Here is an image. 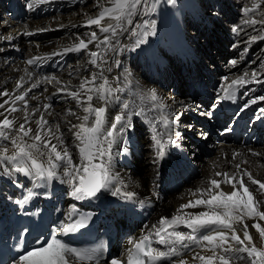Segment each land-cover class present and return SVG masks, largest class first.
Instances as JSON below:
<instances>
[{"label": "snow or ice", "instance_id": "snow-or-ice-1", "mask_svg": "<svg viewBox=\"0 0 264 264\" xmlns=\"http://www.w3.org/2000/svg\"><path fill=\"white\" fill-rule=\"evenodd\" d=\"M49 2L50 0H32L28 7L33 9L34 5ZM159 2L160 0H152L151 3L149 0H106L102 4L100 0H96V6L100 10L96 16L87 18L85 24L89 27L95 25L101 34L107 35H103L101 39L96 31L86 33L87 40L77 37L78 42L64 47L61 52L49 54L47 58L84 51L90 56L88 63L99 71L80 78L77 85H72L71 80L61 81L56 76H44L34 82L30 89L14 96L13 104L21 101L25 105L23 122L17 125L16 119H10L0 112V117H3L0 119V140L10 143V147L0 144V175L12 177L14 173L22 174L36 188L46 187L53 180H59L69 186V194L76 200L96 198L102 191L128 200L136 196L135 192L127 190L128 186L119 173L113 171V147L127 143V132L134 127L133 117H140L144 123L150 125L154 133L152 140L156 155L163 158L169 147L180 146L181 134L172 130L179 116L166 110V105L155 88L140 94L139 104L135 100L121 99L119 94L126 90L130 95H135L131 92L132 82L128 78L131 74L124 76L122 85L120 77H116L113 86V82L105 75V71L110 72L111 68L104 69L101 65L107 63V51L117 50L113 44L118 35L117 30L127 31L123 22L131 25L132 18L136 15L150 16L156 11ZM167 3L175 5L176 0H167ZM260 8L261 3L258 0H252L251 7H243V13L248 18L242 23L249 27L257 24L264 26V12H257ZM249 13H257L260 18H253ZM137 27L142 28V31L138 33L135 28L132 29L131 36L138 37L134 47L145 43L149 35H155L153 20H144ZM48 30L51 29H38ZM231 31L239 34L242 29L237 25ZM260 31L264 33V27ZM24 34L33 33L25 31ZM256 41H264V34L250 36L247 43ZM93 43L96 51L89 50V45ZM116 44H119L118 40ZM44 58L32 57L27 63L32 65ZM230 63L236 66L238 62L232 60ZM116 66L119 67V61H116ZM260 68L264 69V61H261ZM28 75L31 76L30 73ZM258 75V71L253 70L251 73L244 71L242 75L231 80L225 76L224 83L220 85L219 91L222 95L219 99L234 100L240 87L251 82L264 83L258 79ZM98 80L101 81L99 84ZM23 83L21 77L16 88H23ZM41 83L53 84L56 93L70 97L82 113L78 114L69 108L65 116L61 117L63 127L72 137L71 144L66 142L67 135L62 130V123L50 124L46 118L45 113L48 116L54 115L49 111L51 104H44L43 112L40 108L27 111L25 97L32 88H38ZM0 95L10 96L8 92ZM258 101H264V95L246 102L241 111ZM8 103V100L0 103V109H5ZM117 104L119 109L112 114L111 108ZM5 110L9 113L20 111L17 107ZM37 113L39 118L33 120L32 117ZM149 113L156 114L150 116ZM259 113L258 119L264 117V107L259 109ZM206 114L210 116L211 112ZM67 117H75L78 123H72ZM29 121L35 127L26 126ZM158 126L163 131H158ZM240 155L241 153L234 151L232 160L235 161ZM252 155L261 156L264 153L252 151ZM234 168L235 171L231 172L216 171L207 179L206 186L190 189V198L186 203L180 204L170 217L161 216L150 227L145 226L148 229L146 232L129 241L131 247L126 250L123 259L114 258L110 264H161L163 261H168L169 264H264V180L256 178L252 171L242 169L240 163L234 164ZM36 195L38 193L27 189V194L16 199L14 203L24 206ZM195 209L200 210L190 211ZM75 214L76 209L73 206L68 213L67 222L61 224L58 232L53 233L46 241L38 240L37 246L19 252L12 264H99L101 252L97 248L73 247L58 238L59 235L77 232L91 218L80 215L73 220ZM181 227L189 231L179 230ZM253 230L258 239L254 238ZM159 246H163V250ZM189 251L190 257L185 258V253ZM173 257L177 259H172Z\"/></svg>", "mask_w": 264, "mask_h": 264}, {"label": "bare ground", "instance_id": "bare-ground-1", "mask_svg": "<svg viewBox=\"0 0 264 264\" xmlns=\"http://www.w3.org/2000/svg\"><path fill=\"white\" fill-rule=\"evenodd\" d=\"M1 1V0H0ZM190 1V0H187ZM240 9L248 6L251 7L252 0H234ZM260 0H258L259 2ZM262 1V0H261ZM23 2L24 6L26 3L24 0H19ZM32 2V1H31ZM74 2V3H73ZM77 0H50L49 3L42 5H34L33 9H29L27 4V11L24 12L22 20L17 18L3 17L0 18V93L8 92L10 96L0 95V103H3L5 100H8L9 103L5 105V109L11 107H17L20 111L16 113H9L5 109H0V112H3L4 115H7L10 119H16L17 125L23 122V115L25 110V105L21 101H16L15 104L12 103V99L17 94L24 92L26 89H30L31 85L41 80L44 76H56L61 81L71 80L72 85H77L80 78L84 76H89L93 71H99V69L94 68L91 64L88 63L90 56L82 51L75 55V59L68 61V55L71 53L52 56L51 59H48L47 56L53 52H61L62 49L72 43L78 42L77 37L87 40L86 33H91L93 31L97 32V35L103 39V35L99 32V29L93 26H86L85 22L87 18L94 17L99 12V7L96 6V1L86 5H79L76 3ZM86 0H84V3ZM100 3H106V0H100ZM0 9L2 5L0 4ZM173 6V12L170 14H162L159 22L155 23V35H149L145 45H148L146 51L155 57H160L164 51L160 48L159 45L164 46L166 44H171V38H175L174 42H180L181 37L186 33V23L180 19L181 12L177 9V3ZM55 7L53 12L49 13V9ZM36 10V13H34ZM59 11V12H57ZM257 12H264V8L257 10ZM1 15V12H0ZM2 16V15H1ZM249 16L259 19L257 13H249ZM238 21L240 28L242 29L241 39L236 45V47L226 48L225 42H218L213 40L211 45H202V41H197V48L193 43L191 45L195 57L200 59V62L203 65H206L213 73H219L220 76L225 75L229 77V80L238 76V73H235L233 68H231L230 61L236 60L239 61L242 59L245 53V49H253L252 53V71L257 70L258 73H264V69L260 68L261 61H264V44L260 46L263 41H256L255 43H247L250 36L264 34L261 33L260 29L264 26L257 24L254 27H249L244 25L242 21L248 17H232ZM133 20V18H132ZM114 23V22H113ZM124 27L127 31H122L118 29V35L113 40V44L116 46V51L109 50L105 54L107 63L101 65L102 68L107 69L111 68V71H105V75L108 77L110 82H113L115 86V78L120 77L121 85L123 84L124 76L130 73L128 77L131 80V92L135 95H130L126 90L124 93H120L121 99L135 100L137 104L140 103L139 95L146 92L148 89L155 88L158 92V95L162 97V102L166 105V110L171 113L175 112L179 116V120L172 126L173 132H179L181 134V139L179 141L182 150L186 152V171L190 169L191 165L199 164L201 166V175L199 178L183 185L178 189L171 191L168 195L164 197L160 196V191L155 188V182L157 180L156 174L151 172V165L149 163V152L146 151L147 139L145 133H139L141 136V148L142 157H136L135 162H139L140 168L136 167L134 169L126 168L125 166L114 164L112 162L113 171L119 173L120 177L127 184V190L133 191L136 193V196L145 200L148 203H157L162 200V202L157 206L155 214L151 219V225L155 223L161 216H171L177 209V207L186 203L190 198L188 195L189 190H195L198 187L206 186V181L209 177H212L216 171H235L234 164L240 163L242 169H248L253 172V174L258 179L264 180V155L253 156L252 151L257 153H264V139L261 140V143L245 141L234 142L231 139H228V135L225 138L224 129H219L217 133L222 134V138L218 139L217 144L214 145L215 152L211 156H206L202 161L196 159V148L190 150L189 141L191 136H201L205 139L209 134L204 132V125L202 124L203 118L201 117L202 113L198 112L197 115L193 112L195 108H198L195 97L188 91L183 96L172 93L170 90H165L158 86L160 78L158 77L163 73V70L167 69L166 66H163V70L154 66L156 75L148 69L146 65L136 58L132 60L128 58L129 47L134 45L137 37L131 36L130 26L126 22ZM26 26V27H25ZM63 26V27H61ZM85 27L88 28L86 31ZM38 29H51L48 31H38ZM58 30L57 33L54 31ZM32 32V35H25L24 32ZM138 33L141 32V29L136 30ZM85 32V33H84ZM11 36L12 39H7ZM205 36V34H204ZM119 41V44H116V41ZM186 43L192 42L189 36L184 37ZM208 42V41H207ZM119 45V46H117ZM126 46V47H123ZM205 46V47H204ZM229 47V46H228ZM243 48L240 58L238 53L239 48ZM213 48V52L208 53V50ZM90 51H96L95 43L89 45ZM226 50L228 54L221 53V51ZM231 50V51H230ZM12 52V53H11ZM144 53V52H143ZM141 53V54H143ZM140 54V55H141ZM208 55L205 57V55ZM231 54V55H230ZM32 57H45L42 60H38L34 65H29L27 61ZM116 61H119V67L116 66ZM255 61V63H253ZM50 62H54L56 66L53 70H48L47 65ZM151 66V65H150ZM219 69H221L222 74ZM174 69L171 70V73ZM31 74L29 77L28 74ZM71 73V75H70ZM23 77L24 83L23 88L17 89L16 84L21 81ZM163 79V77H162ZM167 80L175 82L176 79L170 74L167 75ZM164 81V79H163ZM101 81H97L99 84ZM47 89L45 92L44 89ZM72 90H75L74 88ZM46 96H52L54 101H47ZM11 97V98H10ZM32 97H36L33 99ZM27 100V111L31 112L35 108H40L41 112L44 111V104H51L52 107L49 111L53 112V116H48L45 113L46 118L49 120L50 124L60 122L62 123V130L66 132V128L63 127V121L61 117H64L66 110L71 108L73 111H76L78 114L80 110L76 108L75 101L63 93H56V87L53 84L41 83L38 88H32L25 97ZM190 107H186L189 106ZM119 105H115L111 108L112 114H115L118 111ZM59 114V115H55ZM156 113H149L150 116L155 115ZM3 117H0L2 119ZM39 113L32 117V119H38ZM71 120L72 123H78L75 117H67ZM143 122L140 117H133L134 127L129 130V132L134 133V128L136 123L141 124ZM207 123H209L207 121ZM210 124V123H209ZM35 127L34 124L29 125ZM197 133V134H196ZM66 142L71 144L72 137L70 134H67ZM55 142V141H53ZM0 144H6L10 147L8 141L0 140ZM120 144H117L113 147V157L117 154L115 148H119ZM195 146V145H194ZM198 150V149H197ZM252 150V151H249ZM241 153L235 161L232 160L233 152ZM141 158V159H140ZM184 159V158H183ZM242 161H247V163H242ZM191 170V169H190ZM185 171V172H186ZM184 172V173H185ZM17 174V173H14ZM188 174V173H187ZM197 174V173H196ZM220 179V177H215ZM55 183L60 182L59 180H53ZM184 184V183H183ZM223 187V186H222ZM225 190H228L225 188ZM98 200L94 199H84L83 201L88 202L90 209H94L100 213H106L109 217L111 216L114 221H120L123 219L122 213L123 209L117 205V202L111 194L101 192L98 194ZM135 201H138L136 197L130 202L131 208ZM125 202V201H121ZM126 203V202H125ZM115 204L112 207L106 205ZM132 210L129 209V205L126 208V213ZM200 209L190 210V211H199ZM248 223H251L250 221ZM254 238L258 239V236L254 233ZM191 247L195 248V245ZM163 250V246H161ZM199 250V249H197ZM191 252L185 253V258H189ZM172 259H177L173 257ZM166 264H169L166 261Z\"/></svg>", "mask_w": 264, "mask_h": 264}, {"label": "rangeland", "instance_id": "rangeland-1", "mask_svg": "<svg viewBox=\"0 0 264 264\" xmlns=\"http://www.w3.org/2000/svg\"><path fill=\"white\" fill-rule=\"evenodd\" d=\"M95 1L96 0H86V2L84 3V0H77L76 3H78L81 6L83 4L89 5ZM221 1L224 3L225 7H224V10L220 12L223 16L219 17L215 13L209 12L210 10L214 9V8H212V6H210V3L212 2V0H190V1L176 0L177 9L175 11L179 10L181 12L180 19L186 23V29H185L186 33L181 37L180 42L179 41L174 42V40H177V39L171 38L170 41L173 40L171 42V44H166L162 47H161V45H159L160 48L163 49V51H164V53L160 57H155V55L150 56V53L148 51H146V48L148 47V45H145V43L140 44L139 47H134V45H132L129 47V50H128V52H129L128 58L132 59L133 61L136 60V58L139 60L141 58H143L144 60H140V61L146 65L147 69H148L147 66H149V69H150V67L153 65V67L158 66L163 70V68H162V63H163V66H166L167 69L163 70V73L161 74V76L163 77L164 81L160 82V83L161 84L164 83V86H159V85L158 86L161 88H164L167 91L170 90V89L166 88L165 86L169 82H172V81L167 80V75L171 74L176 79V81L173 83H176L178 85V88H179V93H177V94L179 96L180 95L183 96L184 94H186L189 91V89H188V87L185 83V80H184V74H183L184 72L181 73L182 67L177 65L178 61L174 57V52L177 53L179 50H184L185 52H187V54L189 56H191L192 61H194V63H196V65H197L196 69L199 68L200 64H201V66H206L200 62V59L195 57V53L193 52L192 47H191L192 43L197 47V45H196L197 41H202V45H207V43H208V45H211V42L214 39L217 40L218 42L227 41L226 37H224L223 34H224L225 27H226V30L229 27L228 21L232 20L233 19L232 17H236L235 15H237L238 17L244 16L243 12L230 9L231 4H233L235 6V8L240 9V7H238V4L234 0H221ZM151 2H152V0H149V3H151ZM259 2L261 3L260 9L264 8V0H262V1L260 0ZM0 4L2 5V8L0 9L2 16L0 15V18L10 17V16H6V14H4L5 11L3 10V8L7 5V0H1ZM20 4L24 5L23 2H21ZM54 8L55 7L50 8L49 13L53 12ZM226 9L230 10L229 14L226 13L227 12ZM240 10H242V9H240ZM57 12H59V11H57ZM171 12H173V6L171 7V4H168L167 0H160L159 4L157 5L156 11L154 13H152L150 16H143V17L140 15L134 16L133 17V23L131 24L130 29H131V31L134 28H135V30L141 29V31H142V28H138L137 25H142L144 20H153V21H155V23H157L160 21L162 14L167 15V14H170ZM194 18H197L200 20H203V19L208 20L212 25H214L213 29H209L208 31H206V30H204V28H200V25L197 24V21ZM200 23L203 25V27L205 26L204 21H202ZM87 29L88 28L85 27L84 31H86ZM57 31L58 30H55L54 32L57 33ZM221 31L223 32L222 35H221V33H222ZM204 34H205V36H204ZM185 36H189L191 38L192 42L186 43L184 41ZM263 44H264V41L260 46L262 47ZM117 46H119V45H117ZM211 52H213V48L208 50L207 54H209ZM141 53H143V54H141ZM221 53L228 54V52L226 50L221 51ZM77 54L78 53H76V52H71L68 55V61L75 59V55H77ZM207 54L205 55V57H207V59H208ZM148 60L150 61V63L148 62ZM172 69H174V71L171 73ZM184 69H186V67ZM194 110H196V111H194L193 113L197 115V108H195ZM202 121H204V122H202V124L204 126H205V124L210 123L209 121H208L209 123H207V121L204 119ZM204 130H206V129L204 128ZM141 132L145 133V131L142 128V125L139 123H136V127L134 128V135L137 139L138 149H137V154L135 155V159H136V157H138V158L142 157V155H141L142 149H140L141 148V141H140L141 136L139 134ZM204 132H207L209 134L205 139H203V137H201V136H191L190 141L188 143L190 146V150H193L194 147L196 148L195 155L198 154V155H196L197 162L202 161L206 156L208 157V156L213 155V153L215 152L214 145L217 144L216 142L218 141V139L223 137L222 134H220V133H218V138H216L208 130H206ZM224 137L225 138L227 137V132H225ZM182 155H183V158L185 161L186 160V152L184 150H182ZM135 159H134V162H135ZM135 164H136V167L140 168L139 162L136 161ZM190 169H188L183 175H181L179 183L177 184L176 188H174V189H178L180 187H183V185L190 183L191 181L199 178V176L201 175V173H200L201 172V166H199V164H197V165L195 164L194 167L191 165ZM164 195H165L164 193L160 192V196L164 197ZM114 205L115 204L106 205V208L108 206H111V210H110V212H111L112 207ZM117 205L120 207V209H123L125 213H126V208L128 205H129V209H132L131 205L127 204L125 202L117 203ZM103 214L106 215V213H103ZM118 223L120 224V226L125 224L124 218L121 219L119 222L115 221V224H118Z\"/></svg>", "mask_w": 264, "mask_h": 264}]
</instances>
